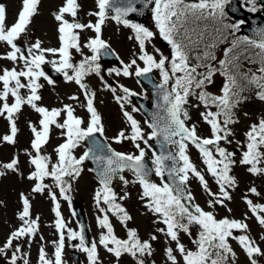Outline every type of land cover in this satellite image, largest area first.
<instances>
[{
	"label": "snow or ice",
	"instance_id": "1",
	"mask_svg": "<svg viewBox=\"0 0 264 264\" xmlns=\"http://www.w3.org/2000/svg\"><path fill=\"white\" fill-rule=\"evenodd\" d=\"M138 2L144 7L152 5L155 30L127 18L131 13L138 12ZM249 2L253 4L250 11H256L255 0ZM39 3L40 0H22L21 10L11 25L7 24L6 7L0 3V42L10 48L5 54L0 55V60H8L16 65L0 69L2 84L0 117H4L10 126L9 134L0 137V142L16 143L19 131L16 116L25 105L40 115L39 128L30 125L33 133L31 148L35 155L27 153L29 163L34 166V171L28 176V179L36 182L32 191L42 193L45 189H50L44 180L51 177L64 199L70 202L71 198L66 193L71 189V184L65 177L71 179L79 177L84 161L93 159L99 166L98 177L101 185L94 199L99 211L103 213L97 217V222L101 229L106 230L101 233L99 243L117 259L127 253L136 259L137 264H145L143 257L152 255L154 251L152 241L158 237L152 235L148 240H142L135 229H128L127 239H121L115 234L108 215L109 212L116 215L125 226L127 221L132 219L122 204L117 202V193L110 186L118 174L129 170L135 176L132 182L141 186L140 198L146 201L145 207L158 217L154 223H162L165 226L156 231L163 234L169 243L165 249L169 264H180L178 256L182 258L183 264H235L236 252L230 240H235L240 245L250 264H258L255 257L264 256V250L247 234L249 231L247 214L243 220L228 217L217 219L212 211H206L194 203L195 197L187 189V185L191 174L212 197L208 202L209 207L214 208L217 205L226 207L225 201L232 200L230 189L237 187V181L236 177L231 175V171L237 163L234 159L237 153L222 147L221 142L226 144L233 142L230 137L234 136V132L230 125L238 123L234 110L248 98L243 93L255 89L257 98L264 101V30L257 33L259 39L244 36L235 37L229 42L228 35H234L243 23V21L234 24L224 23L225 6L230 0H96L97 11L89 13L90 16L96 17V20L88 23H80L75 19L70 22L66 19V14L76 18L80 5L78 0H65V4L54 17L59 22L57 30L60 46L45 48L42 47V42L37 40L27 47L25 54L18 46L17 40L27 32ZM109 11L114 12V15L109 16ZM108 19L130 28L134 33L130 39H135L138 44L139 54L124 64L122 75L147 78L153 71H158L161 81L154 87L163 103L156 104L159 111L148 123L151 131L147 138L139 121L128 111L123 112L130 124L131 134L125 135V132L121 131L115 137V142L132 141L138 154L116 151L109 145L107 146L109 154L99 155L97 153L103 146L93 139L92 146L77 158L73 151L82 141L89 140L96 133L104 134L101 116L94 106L96 93L91 91L83 80L89 74L100 73L101 66L98 61L101 52L110 47L102 38V29ZM85 30L95 33L84 45L92 55L84 56L77 65L72 63L71 50L81 51L80 33ZM157 38L169 46L168 55L153 44ZM220 44L227 45L222 50V58H218L215 53ZM48 54L58 56V60H47ZM138 61L142 62L143 66ZM244 61L258 67L255 70L251 67L244 70ZM45 63L51 64L67 81L75 82L84 90L85 107L90 114L86 126L84 119L75 115V109L71 104L51 110L40 105L42 97L39 92L43 85L39 81L43 78L49 84L54 83L42 67ZM69 70L72 72L71 75ZM113 71L117 75L121 74L120 69ZM218 73L224 77V82L221 94L216 95L207 91V87L214 82L213 77ZM106 87L114 94L117 91L109 85ZM120 88L124 95H115L114 98L123 109L124 102H130V97L136 96L137 93L123 85ZM23 89H27L26 94H22ZM9 97L13 98L11 103ZM70 99L76 101L79 97L72 96ZM193 99L195 103L192 102ZM201 106L204 110L200 112V117L210 126V135L207 137L198 134L195 123H188L192 119L189 109ZM133 111L139 109L133 108ZM62 115L64 119L60 122L59 118ZM52 126L61 129L65 137L64 142L55 148L57 156L55 163H52L50 156L41 153L42 147L48 143ZM149 140H156L163 145L159 153L152 149V167L145 161L146 149L152 148ZM141 143L145 147H141ZM237 143L240 144L239 141ZM189 145L199 151L208 174L219 186L218 193L211 191L204 173L192 162L188 154ZM173 147L175 151L172 150ZM242 147L246 150L242 152L239 163L248 166L247 171L253 175H264V167L261 166L264 164V118L250 125ZM18 164L19 158L14 157L10 162L0 165V168L19 171ZM153 174L160 178L159 184L150 179ZM2 175H5L4 171H0V176ZM118 178L125 185L129 183L123 175H119ZM249 192L256 197L261 196L256 187H251ZM49 194L53 201H56L55 193L50 191ZM126 198L125 195L119 199ZM244 199L258 224L264 227V204L254 203L247 196ZM21 201L22 210L18 218L22 224L10 232L0 246V255L8 257V264L18 262L29 264L22 246L14 242L22 238L29 240L34 238L39 227V218H31L29 197L21 193ZM101 203L107 205V208L101 207ZM59 208L60 205L56 202L55 227L59 238L52 242L55 245L54 258H48L44 247H41L40 264H63L66 224ZM67 231L68 239L79 240L78 247L87 253L90 264H99L97 244L92 242L88 246L84 226L81 225L79 231L72 229ZM181 234L189 238L194 248H188L182 242ZM261 239H264V236ZM173 243L175 247L171 246ZM8 250H12L10 256Z\"/></svg>",
	"mask_w": 264,
	"mask_h": 264
},
{
	"label": "rangeland",
	"instance_id": "2",
	"mask_svg": "<svg viewBox=\"0 0 264 264\" xmlns=\"http://www.w3.org/2000/svg\"><path fill=\"white\" fill-rule=\"evenodd\" d=\"M248 6H253L249 0H243ZM6 7L7 11V24L11 25L17 17V14L21 10L22 0H0ZM65 4V0H40L37 8V13L32 17L31 23L28 26L26 33L22 34L17 42L23 43L27 49L31 44L35 43L37 40L42 42V47L45 48H58L60 46L58 24L59 22L55 20V14L59 9ZM80 5L82 7V13H84L86 19L84 23L89 21L95 22L94 16H90L89 13L93 12L96 7V0H80ZM70 22L73 20L68 14L65 16ZM109 27L106 36L103 35V39L107 41L120 55L123 66L135 58L139 54L138 45L134 43L133 40H127L128 30L122 26H117L115 22L109 20L107 22ZM83 33H85L83 35ZM94 32L91 30H85L80 33L81 36V51H76L75 54L89 56L91 52L89 49L84 47L85 41L93 37ZM158 42L155 47L160 48ZM8 45L0 42V55L5 54L9 51ZM161 50V49H160ZM151 51V47H149ZM164 52L163 50H161ZM75 54H72L75 56ZM47 60H58V56H53L51 54L47 55ZM142 65V62H139ZM51 64L45 63L42 67L45 68ZM13 63L8 60H0V69L11 68ZM121 74L117 75L115 71H112L110 77L119 86L123 85L127 88H136L138 92L147 96V90L141 86L136 77H125ZM156 77L161 80L159 72L156 71ZM213 83L209 84L207 91L219 95L221 94V89L224 80L220 78L213 77ZM43 87L40 89L39 94L42 99L39 102L41 106L47 107L50 110L53 108H62L66 104H71L75 109V115L81 117L85 121V126L90 118V114L86 110V99L83 94V90L75 82L65 81L56 85H51L47 80L41 78L39 81ZM83 82L88 85V88L96 93L94 106L96 107L98 113L101 116V121L104 126V134L101 135L106 137L109 144L116 150L125 153H135L138 154V150L134 147V144L130 140H124L122 143H116L115 137L119 132L124 131L125 135L131 134V127L127 119L124 117L120 104L117 103L114 96L123 95L120 90L114 94L110 88L108 90H100V79L97 76H85ZM221 83V85H220ZM218 86V87H216ZM2 87V84H0ZM22 94L27 93V89L21 90ZM77 96L78 100H71L70 97ZM11 97H9V102H12ZM196 101L193 99L192 101ZM2 103V102H0ZM203 106L200 108H190V115L192 117L191 121L188 123H195L197 125L198 134L204 137L210 135V126L207 125L200 117V112L203 111ZM215 110V109H213ZM239 115L236 116L238 123L230 125L234 132V136L230 137L232 139V144H226L221 142L222 147H226L229 151L239 150L242 154L245 148L242 145L245 143V133L249 130V127L253 123H258L261 118H264V101H261L257 97L253 98L250 104L245 105L244 108L240 109ZM133 117L139 121L142 129L145 132V138H147L148 127L146 123H143L142 116L134 111L131 112ZM40 115L34 111L30 106L25 105L21 111L16 116L17 127L19 129L16 143L8 144L6 142H0V165L10 162L14 157L19 158L18 169L19 171L4 170L0 168V171H4L5 175L0 176V246L6 241L10 232L21 226L22 221L19 220L18 214L22 210L21 193L29 197L31 202V218L38 219V231L34 238L30 240L28 238H22L21 240L14 242V244L19 243L22 246L23 253L26 254L29 264H40L39 261V249L44 247L48 254V258L52 259L55 250V245L53 241L58 240V230L55 227V221L57 216L55 214V204L59 203V211L63 217L66 228H65V247L63 250V264H75L71 256L72 250H79L78 244H73L70 239H68V229L78 231V220L73 211V202L79 200L85 209V214L89 226V236L92 242L97 244L98 259L99 264H136L134 258L125 253L117 259L112 253H109L103 245L99 243L100 235L102 232L106 231L101 229L97 222V217L102 216L95 202V193L101 187L100 182L91 174L87 165L81 166L82 171L79 177L71 179L65 177L71 184V189L66 193L70 196L69 200H65L63 195L60 193L59 187L56 186L55 181L51 177H46L44 183L50 186V189H45L42 193H35L32 188L35 185V181L28 179V176L32 171H34V166L29 163L28 152L35 155L34 150L31 148V141L33 139V133L31 131L30 125H36L39 128ZM64 116L62 115L59 120L63 122ZM10 126L9 122L4 118L0 117V137L9 134ZM100 135V134H99ZM65 137L62 135V130L51 127L50 136L48 143L42 147L41 153L43 155L50 156L52 163H55L57 156L55 153V148L64 142ZM240 142L238 145L237 142ZM149 145L150 140L148 141ZM141 147H145L141 143ZM86 151V147L83 141L80 146L74 149L73 154L79 158ZM147 157L152 161V148L146 149ZM192 162L196 165L197 169L204 173L205 178L208 181L209 188L213 193L219 192V186L216 184L215 180L208 174L206 170V165L203 163V159L198 150L189 145V153ZM234 159L237 163L233 166L231 175L236 177L237 186H239L243 192L239 193L235 189H230L232 200L225 201L224 206L217 205L212 208L209 207L208 202L212 197L203 189L200 182L192 177L190 174V179L188 181L189 189L191 194L195 197L194 203L199 204L206 211H212L216 215L217 219L228 217L230 219L243 220L245 215L249 217L247 223L249 225L248 235H250L257 244L260 245L261 249L264 250V227L258 224L255 217L249 211L247 204L245 203V196L252 199L254 203L264 204V175H253L247 171L246 165H241L239 163L241 156H235ZM264 167V164L261 165ZM125 179L129 181L127 185L123 181L117 182L113 190L117 193V202L122 204V206L127 210L129 215L132 217L131 220L127 221L125 226L121 221L116 220L112 213H108L109 219L115 230L117 237L121 239H127L128 229H135L143 240H148L152 235L158 237L157 240L152 241L153 253L150 256L154 264H169L165 256V249L169 246L166 237L157 232L156 229L165 227L162 223H154L158 219L156 215L150 212L146 207V201L142 200L141 197V186L138 183H133L135 176L126 173L124 175ZM154 182L160 183V178L155 176ZM251 187H256L257 191L261 193L260 197H256L249 192ZM51 192L55 193L56 201H53ZM126 195V199H119ZM101 207L107 208V205L101 203ZM231 209V211H228ZM195 232V230H193ZM239 234V233H237ZM182 242L186 244L188 248H194L189 241V238L181 234ZM236 252L235 264H250L249 258L246 253L242 250L240 245L235 240L229 241ZM175 247L174 243L171 245ZM12 250H8L9 256ZM82 253V264H90L88 255L86 252ZM258 264H264V256L255 257ZM0 260L2 262H8V257L0 255ZM180 264H183L182 258L178 256ZM147 263H149L147 261ZM18 264H22L19 262Z\"/></svg>",
	"mask_w": 264,
	"mask_h": 264
},
{
	"label": "water",
	"instance_id": "3",
	"mask_svg": "<svg viewBox=\"0 0 264 264\" xmlns=\"http://www.w3.org/2000/svg\"><path fill=\"white\" fill-rule=\"evenodd\" d=\"M259 1L262 5H264V0H259ZM137 8H138V12L131 13L127 18L130 19L131 21L143 23V21L151 13L152 5H148V7H144L142 3L138 2ZM227 11H228V14L231 17H233L234 19H236V20L243 19L249 24V25H242V29H241L240 33L246 34L251 39H259V36L257 35V33L261 30H264V17H262L261 15H251L250 13L245 12L244 9L241 7V3L239 0H231L230 4L227 7ZM21 48H22V50H24L23 47H21ZM100 58H101V67L103 68V70L106 69L111 64H119L118 59L116 58V56L111 51H109V49H107V51L102 50ZM46 73L52 80H55V81H61L62 80L61 74L56 72L55 69L48 68L46 70ZM140 80L143 83H146L147 86L151 89V95H152L153 99H152V102H150L148 100H141V99L135 97V100H136L141 112L151 122L153 115L159 111L156 107V104L158 102L162 104L163 101L161 98H158V96L156 94V89L154 87V85H156V83L153 80L151 73L149 74V76L147 78H140ZM93 139L99 141V143L103 146L102 150L99 151L97 154H99V155L109 154V153H107V146L108 145L100 137H98L97 134H95L94 137H90L89 140L85 141L87 144V149L92 146ZM160 140L162 141V137L160 138ZM152 145L158 153L163 148L162 143H157L156 140H152ZM172 150L174 151V147L172 148ZM145 161L148 164V166L151 167L149 165L146 157H145ZM85 162L89 164L91 171L99 179V177H98V170H99L98 164L96 162H94L93 159H87V160H85ZM125 171H129V170H125ZM119 175H122V173L118 174V176ZM118 176L112 180V183L110 185L111 187L113 186V184L117 180H120L118 178ZM150 179L153 181V175L150 177ZM75 214L79 220L80 227H81V225L84 226L85 240H86V243L88 244V246H90L89 236H88V225H87L86 218H85L84 208L79 201L75 202ZM73 256H74L77 264H80L81 263L80 253L79 252H73Z\"/></svg>",
	"mask_w": 264,
	"mask_h": 264
},
{
	"label": "flooded vegetation",
	"instance_id": "4",
	"mask_svg": "<svg viewBox=\"0 0 264 264\" xmlns=\"http://www.w3.org/2000/svg\"><path fill=\"white\" fill-rule=\"evenodd\" d=\"M243 5H244V7L246 8V9H249L250 10V8L252 7V6H246V4L243 2ZM256 11H252V12H263V10H264V8L263 7H261V6H259V5H257L256 6ZM110 16V15H109ZM95 20H96V18H95ZM81 22V21H80ZM237 23H239V22H237ZM144 26H146V27H149L150 29H152V30H155V28H154V22L153 21H151V19H147V21L145 22V24H144ZM103 34H105L106 35V33H104L103 32ZM71 51H74V49H72ZM252 51H257L256 49H252ZM72 63H73V60H72ZM245 67L246 68H248V62L246 61V65H245ZM113 68H111V69H109L108 71L110 72V70H112ZM107 71V72H108ZM69 72H71V70H69ZM133 102V101H132ZM132 102L130 101V102H127L126 103V106L127 107H129V106H131V104H132Z\"/></svg>",
	"mask_w": 264,
	"mask_h": 264
},
{
	"label": "trees",
	"instance_id": "5",
	"mask_svg": "<svg viewBox=\"0 0 264 264\" xmlns=\"http://www.w3.org/2000/svg\"><path fill=\"white\" fill-rule=\"evenodd\" d=\"M210 23H211V22H209V24H210ZM210 30H211V29H210ZM234 36H235V34H234V35L229 34L228 37H227V39H228V40H232L233 38H235ZM222 45H223V44H220L219 47H218L217 49H215V53H216V55H218V52H219V50H220V48H221ZM0 264H8V262H2V261L0 260Z\"/></svg>",
	"mask_w": 264,
	"mask_h": 264
}]
</instances>
